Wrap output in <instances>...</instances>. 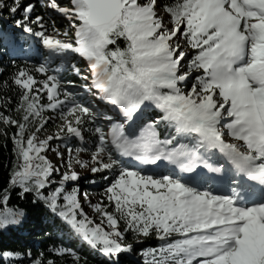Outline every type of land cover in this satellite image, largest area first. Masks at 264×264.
I'll return each instance as SVG.
<instances>
[{
  "label": "snow or ice",
  "instance_id": "snow-or-ice-1",
  "mask_svg": "<svg viewBox=\"0 0 264 264\" xmlns=\"http://www.w3.org/2000/svg\"><path fill=\"white\" fill-rule=\"evenodd\" d=\"M42 6L67 22L63 31L48 12L33 16L31 0H0L15 29L38 38L23 54L16 31L0 27V55L34 60L11 77L20 119L0 112L16 126L0 230L23 222L24 209L8 207L18 188L61 241L107 264H264V0ZM49 121L56 130L41 138ZM74 164L102 174L101 200L81 192ZM52 251L80 264L72 247ZM25 255L0 249V264Z\"/></svg>",
  "mask_w": 264,
  "mask_h": 264
},
{
  "label": "trees",
  "instance_id": "trees-1",
  "mask_svg": "<svg viewBox=\"0 0 264 264\" xmlns=\"http://www.w3.org/2000/svg\"><path fill=\"white\" fill-rule=\"evenodd\" d=\"M39 1V0H37ZM47 11L42 10L39 5L36 6L35 11L32 13L35 15H44ZM52 19H55L57 24L56 26L62 29V31L67 26V22L62 20L60 16H55L48 12ZM4 18L8 19V16ZM0 19V27L10 28L9 25ZM45 19L48 20V16H45ZM49 25L51 20H48ZM35 28L36 25H33ZM16 31L18 36V45L23 47L24 53L28 54L30 46L36 43V39L27 34H21L18 30ZM51 27H49V31ZM42 47V45H41ZM2 52V49H0ZM23 54H17L15 56H3L0 55V101L10 98V102L7 106H4L3 103H0V112L5 115H11L13 118L20 119V114L15 111L16 105L19 100L20 90L17 86L12 84L11 77L15 73L17 66L24 63L25 66H29L33 61L25 62L22 58ZM15 60V65L12 61ZM60 67L59 64H54L50 66V74H54L52 69ZM63 71V69H62ZM37 79L42 78L41 74L36 73ZM70 79L80 83L79 78L71 76ZM5 81H7V86H5ZM67 85V84H66ZM72 86V85H71ZM46 100V97H45ZM50 113H46L49 115ZM16 132V126L9 125L5 126L0 122V189L6 186V181L8 179V172L12 167V162L15 159V155L12 152L13 143L11 140L12 135ZM6 133V135H5ZM87 137L90 136V132L86 131ZM111 179V176L109 177ZM101 186L95 188L92 191H95L99 199L102 198V189L105 187V181L99 179ZM107 186V185H106ZM19 189H14L11 192L10 200L8 201V207L16 208L19 207L24 209L25 216L23 222L17 226H10L7 230H0V249H9L13 251H19L21 253H26L29 250L31 251V257L22 256L19 260H5L3 264H32L34 259H41L43 264H47L49 259L53 260L55 264H75V261L70 255H57L52 249L58 246L72 247L77 250L80 254V264H107V258L102 254L90 249L86 244L79 242L78 240H69L64 238L63 241L59 238L58 233H56L50 226L49 221L45 219V213L42 208L37 209L31 203L32 196L26 194L25 199H21L17 193ZM107 203V201H104ZM4 207L3 204H0V210ZM111 210V209H110ZM121 228L123 224L120 225ZM148 243L155 244L154 240L148 241ZM143 245H137V247H142ZM42 254V255H41ZM123 258V257H122ZM142 264V261H141Z\"/></svg>",
  "mask_w": 264,
  "mask_h": 264
},
{
  "label": "rangeland",
  "instance_id": "rangeland-1",
  "mask_svg": "<svg viewBox=\"0 0 264 264\" xmlns=\"http://www.w3.org/2000/svg\"><path fill=\"white\" fill-rule=\"evenodd\" d=\"M31 2L33 4H35V8L36 6L39 5V7L42 9V10H46L47 12H50L51 14L55 15V16H59V14H57L54 10H50V9H45L43 6H42V2L43 0H31ZM3 15V16H8L7 12H3V13H0V15ZM1 15V16H2ZM17 18H19V14L17 15ZM11 21V20H10ZM11 28L12 29H15V25L14 23H12L11 21V24H10ZM62 31V29H60ZM49 34H52L51 33V30L49 31ZM32 37V36H31ZM35 38V37H34ZM36 40H38V38H35ZM68 87H72L71 85H66ZM56 130V124L53 123L52 121H49L48 123V126H47V129L46 131H42L39 135L41 136V138H43L44 136L48 135V134H52L54 133ZM85 136L87 137L86 135V132H85ZM53 144L57 143V142H52ZM75 146V144H74ZM61 150L64 151V148H63V145H61ZM74 156L76 155V153L73 151L72 153ZM49 157L51 159H53L54 161L56 160V157L51 153L49 152L48 153ZM89 156H90V153L88 151H82L81 153H79V158L81 159H89ZM67 160V154L65 156V161ZM90 162V161H89ZM91 163V162H90ZM74 166V170H76L78 173L81 174V177L82 179L80 180V189H81V192L83 191H87L89 193V198L90 200L95 203L97 201H99V197L97 196L96 192L95 191H92L94 190L95 188L97 187H100L101 186V182H99V179H101V175L102 174H93L90 172V170L88 168H81L79 165H73ZM104 175H107V173H104ZM92 180H95L96 183H90V181ZM105 187L107 185V182L106 184L104 183ZM104 187V188H105ZM80 199H81V202H82V205L85 209V211L89 214L90 217H92L94 220H96V222L98 223L99 220L96 219L98 214L96 213H93V211L91 210V208L88 206V203L84 201L83 199V196L81 195L80 196Z\"/></svg>",
  "mask_w": 264,
  "mask_h": 264
}]
</instances>
